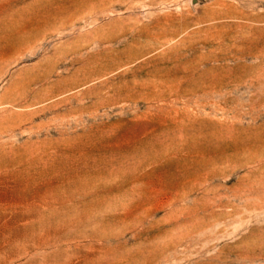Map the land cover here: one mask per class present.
<instances>
[{
  "label": "rangeland",
  "instance_id": "obj_1",
  "mask_svg": "<svg viewBox=\"0 0 264 264\" xmlns=\"http://www.w3.org/2000/svg\"><path fill=\"white\" fill-rule=\"evenodd\" d=\"M0 264H264V0H0Z\"/></svg>",
  "mask_w": 264,
  "mask_h": 264
}]
</instances>
